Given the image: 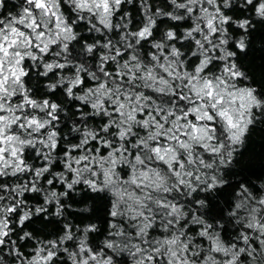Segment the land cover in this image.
I'll return each instance as SVG.
<instances>
[{"label": "snow or ice", "instance_id": "6c2138e0", "mask_svg": "<svg viewBox=\"0 0 264 264\" xmlns=\"http://www.w3.org/2000/svg\"><path fill=\"white\" fill-rule=\"evenodd\" d=\"M0 264H264V0H0Z\"/></svg>", "mask_w": 264, "mask_h": 264}, {"label": "rangeland", "instance_id": "374dc122", "mask_svg": "<svg viewBox=\"0 0 264 264\" xmlns=\"http://www.w3.org/2000/svg\"><path fill=\"white\" fill-rule=\"evenodd\" d=\"M9 2L11 3V2H12V0H9ZM8 10H9V11H13L14 9H12V8H9Z\"/></svg>", "mask_w": 264, "mask_h": 264}, {"label": "trees", "instance_id": "16d2710c", "mask_svg": "<svg viewBox=\"0 0 264 264\" xmlns=\"http://www.w3.org/2000/svg\"><path fill=\"white\" fill-rule=\"evenodd\" d=\"M257 149H258V145H257Z\"/></svg>", "mask_w": 264, "mask_h": 264}]
</instances>
